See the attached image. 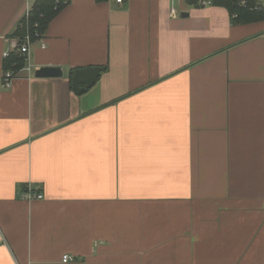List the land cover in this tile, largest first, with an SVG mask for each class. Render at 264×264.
<instances>
[{
    "label": "crops",
    "instance_id": "0c3cea01",
    "mask_svg": "<svg viewBox=\"0 0 264 264\" xmlns=\"http://www.w3.org/2000/svg\"><path fill=\"white\" fill-rule=\"evenodd\" d=\"M66 1L5 86L35 0H0V264H264V17Z\"/></svg>",
    "mask_w": 264,
    "mask_h": 264
},
{
    "label": "trees",
    "instance_id": "16d2710c",
    "mask_svg": "<svg viewBox=\"0 0 264 264\" xmlns=\"http://www.w3.org/2000/svg\"><path fill=\"white\" fill-rule=\"evenodd\" d=\"M189 2H196V0H189ZM67 4L68 1L66 0H35L31 6V16L28 18V21L26 18L20 19L15 35L23 38L28 31L33 34L36 30L34 24L38 23V30L44 36L50 22ZM213 4L227 6L231 13H234L237 17L243 13L256 14L264 17L262 6L257 0H213ZM25 66L26 58L19 50L18 52L10 53L4 60L5 71H13L14 74L25 68Z\"/></svg>",
    "mask_w": 264,
    "mask_h": 264
},
{
    "label": "built area",
    "instance_id": "2783aa9c",
    "mask_svg": "<svg viewBox=\"0 0 264 264\" xmlns=\"http://www.w3.org/2000/svg\"><path fill=\"white\" fill-rule=\"evenodd\" d=\"M118 2H121L122 0H117ZM172 2H175L176 0H171ZM189 1V0H188ZM200 5L207 6V5H213V0H196ZM259 8V7H258ZM31 6L27 7L26 12L22 16V18H26L28 21V18L31 16ZM21 18V19H22ZM34 27L36 30L32 34L30 31H28L23 38H20L19 36H16V46L18 47L19 52L24 55L26 58V62L29 63L30 61V52L31 48L39 41L43 39V36L40 34L38 30V23L34 24ZM43 41V40H42ZM10 53H5V58L8 57ZM15 76L13 71H5L3 74V82L5 86H8L10 84V81ZM20 197L27 201H33L36 199H43V194L39 192H34L30 187L27 188L26 191L22 192L20 194ZM73 257L70 255H64L63 261L69 262L72 261Z\"/></svg>",
    "mask_w": 264,
    "mask_h": 264
},
{
    "label": "water",
    "instance_id": "95a60500",
    "mask_svg": "<svg viewBox=\"0 0 264 264\" xmlns=\"http://www.w3.org/2000/svg\"><path fill=\"white\" fill-rule=\"evenodd\" d=\"M103 70V67L76 69L72 79L74 91L77 93L85 92L95 84ZM35 74L38 77H60L63 75V71L60 67H41Z\"/></svg>",
    "mask_w": 264,
    "mask_h": 264
}]
</instances>
